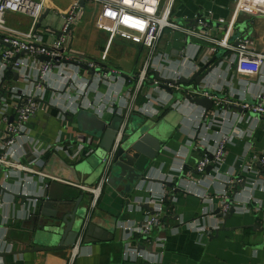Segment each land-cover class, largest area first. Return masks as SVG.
Here are the masks:
<instances>
[{"label": "crops", "instance_id": "0c3cea01", "mask_svg": "<svg viewBox=\"0 0 264 264\" xmlns=\"http://www.w3.org/2000/svg\"><path fill=\"white\" fill-rule=\"evenodd\" d=\"M73 1L46 0L45 12L47 14L45 13L41 21L42 25L59 29L62 26L63 14ZM250 2L255 7L264 6V0H250ZM85 6L92 8L93 12L88 16L85 10L72 27L71 40L67 46L69 53L73 56H86L99 63H106L113 70H119L123 74L136 73L149 58V50L121 38L110 41L109 34L96 26L98 12L95 4L87 1ZM236 6L237 0H176L172 10V20L190 28L197 26V22L189 25L187 19L197 20L198 17L205 16L208 26H203V30L210 36L218 40L226 38L232 46H237L241 38H249L252 42L251 48L264 53V13L258 15L246 11L237 13ZM6 18L8 25L15 29L28 31L31 26V19L24 14L9 12ZM240 25L243 29L238 32L235 27ZM76 30L78 34H75ZM187 38L189 41L186 40ZM2 47L5 45L0 43V48ZM212 47L217 46L209 40L188 37L183 31L166 30L155 56L159 59L161 56L163 63L166 64L159 67L161 74L172 76L170 68L175 70L176 67H184L187 72L193 73L191 68L194 63L201 66L203 60H208L218 54L223 61L207 79V84H210L213 90L225 95L224 99L249 105L264 104V64L258 73L241 72L235 49L218 46L216 50H213ZM103 55H106L105 59L102 58ZM72 65L75 71L79 70L74 64ZM10 78L12 82L13 79L15 80L14 75L10 74ZM67 80V77L64 79L58 75L56 86L62 87ZM87 80L86 77L81 78L79 80L81 90L71 92V99L74 102L75 98L79 99L78 93L84 92ZM13 83L23 88L30 86V83L22 78ZM124 83L123 77L120 76L119 79L113 77L112 91H110L109 84H104L102 88L95 84L87 94L84 105L91 108V111L103 115V119L110 120L113 116V110L109 108L111 101L116 99ZM64 87L65 85L62 89ZM76 94L77 97H75ZM148 94L154 97L160 96L164 101L173 100V96L164 90L154 91L144 87L137 100V107L145 112L150 110ZM67 96L63 93L59 94L58 91L48 90L44 102L47 106L39 110L29 123L32 138L26 144L22 162L31 164L34 159H38L36 156H39L40 151H50L37 161L38 164L33 165L36 169L86 186H93L99 178L75 171V166L80 162L74 163L68 157L70 141H75L78 134L85 133L76 120H69L71 116L76 115V111L65 116L56 105L48 104L51 100L64 102ZM179 100H181L179 103L185 106L188 117L179 110L170 111L163 106H158L162 114L150 115L151 118L136 112L145 120L150 118L156 123L163 122L158 132L165 142V147L152 164L151 176L157 180L170 181L173 174L179 173L177 168L186 165L185 176L190 179V181L181 180V174L174 176V182L181 183L182 191L175 194L174 205L166 212L167 217L163 219V224L153 230L155 237L164 240L163 246L159 245L154 248L153 255L159 259L158 262H151L147 258L130 262L125 258L124 251L127 235L125 227L131 224H141L144 221L148 209L143 208V205L152 200L150 192L158 197L166 191L172 192L171 188H167L161 182H141L136 192L131 195L122 193L123 185L116 190L109 184H105L96 207L93 209H91L93 195L90 191L58 180H43L38 174L18 171L8 178L4 174L0 175V183L9 191L18 192L22 188V179L29 180L30 182L24 185V194L45 196L55 202L66 200L73 206V201L78 200V210L82 213H91L90 223L96 225L98 233L99 230H106L105 237H108V240L83 242L74 264H264V173L258 166L264 155V118H258L244 108L239 110L233 107L237 103H232L222 113L221 118L212 119L211 116L207 120L208 125L202 129L201 135L208 140H215L223 134H229L231 138L227 144L225 161L220 170L210 171L213 182L210 180L212 183L201 187L210 191L208 193L228 189L230 199L236 204L237 210L225 220L224 217L212 216L215 211L211 210L214 208L216 210L218 200H216V205L209 204L190 192V189H196V184H193L198 180V174L195 171L196 162L204 152L196 148L190 160L186 162L185 159L199 125L194 115L198 114L202 117L204 109L190 104L185 99L180 98ZM92 101L94 104H91ZM114 108H117L116 103ZM191 112H193L192 118L189 117ZM98 139L101 141V138ZM149 145L152 146V144ZM180 150L182 152L184 150V155L179 152ZM209 150L211 151L212 148L209 147ZM95 151H101L100 144ZM52 158H57V160L51 164ZM42 162H45L44 166L39 167ZM248 165L252 167L251 173L246 171L249 168L246 167ZM25 176L29 177L25 178ZM237 176L243 177L245 181L238 185L240 192L234 194L235 186H228V180ZM250 194L256 199L251 203L247 201ZM0 201V246H3L5 240L13 244L12 251H22L33 247L29 238L32 223L29 221L31 216L38 212L41 202L36 199H15L1 188ZM258 206L261 208L257 209ZM193 220L200 225L205 221V224H220L221 227L211 234H200L190 228V221ZM219 220L220 223H218ZM10 252L6 256L7 264H67L71 255L70 248L23 254ZM143 252L153 253L148 250ZM2 258L4 259L3 256ZM6 263L4 259V264Z\"/></svg>", "mask_w": 264, "mask_h": 264}, {"label": "built area", "instance_id": "2783aa9c", "mask_svg": "<svg viewBox=\"0 0 264 264\" xmlns=\"http://www.w3.org/2000/svg\"><path fill=\"white\" fill-rule=\"evenodd\" d=\"M87 1L95 4L98 12L96 26L109 34L110 41H113L115 38H121L122 40L139 44L149 50V58L136 73L129 75L128 79L124 78L125 83L123 88L119 90L115 97L116 99L111 101L109 108H112V110L115 109L114 104L120 102L118 112L122 116V122L117 131L112 151L103 159V162L107 163V168H109L117 149L124 139L132 115L136 114V112L147 117H150V115H158L160 113L159 107H165L170 101V99L164 101L160 96H156V98L152 96L151 93L148 94L149 112H145L137 107V100L144 87L154 91L162 90L159 87L160 81L157 80L153 74H150V70L154 68L160 71L159 67L166 65L163 63L161 56L160 59L155 56L159 43L166 30L183 31L188 37L209 40L217 47L221 46L227 49H235L238 56L237 63L241 72L249 74L258 73L261 70V66L264 64V53L252 49V42L249 38H241L237 46H232L226 38L218 40L210 36L209 33L201 28L203 26H208L207 17L205 18V16L198 17L197 26L190 28L174 22L172 20V10L176 0H85V3ZM46 8V0H0V43L5 45V47L0 48V74L2 75L0 79V84L2 83L0 85V175L5 174L6 178H8L18 171H26L28 173L40 175L43 180H58L70 185H76L92 193L93 199L91 209H93L96 207L105 184H107L109 176L107 169L95 185L86 186L67 178L50 175L33 166L38 164L37 161L50 151H40L39 156H36L38 159H34L31 164H24L22 162L26 144L30 142L32 138V129L29 123L39 110L47 106L44 102L48 90H53L54 92L58 91L59 94H61V90L65 88L62 89V87L72 79L75 80L78 89L81 90L79 80L86 76L81 74L80 70L75 71L72 68V63H68L67 61L85 63L90 67L97 66L99 63L86 56H73L69 53L67 47L71 40L72 27L86 10V6L82 5V0H74L65 11L63 14L62 26L59 29L42 25L41 17L45 13ZM241 11L252 14L256 13L258 15L264 13V6L260 5L255 7L249 0H237L236 12L239 13ZM9 12L28 16L31 19L29 30L23 31L10 27L6 18ZM210 16H212L211 12ZM186 40L189 41V38ZM217 47H212V49L216 50ZM23 51H27L26 54L14 60L15 56ZM40 56H48L49 59L41 61L39 59ZM102 58L105 59L106 55H103ZM197 66L199 65L194 63L193 67L197 68ZM9 68H11V70H9ZM170 69L174 78H180L181 76L190 77L193 74L190 71L187 72L184 67H176L175 70L173 68ZM112 71L120 73L119 70ZM14 72L18 73V80L22 78L29 82L30 86L23 88L13 83L18 81L14 79L13 82L11 81L12 78H10V74L13 76ZM58 75L64 79L66 77L68 78L62 87H59V85L56 86ZM3 78H5L4 81H2ZM125 86H128V88L124 91ZM171 87L174 90L179 88L178 86L172 85ZM66 93H70V91ZM66 93H63V95L67 96ZM81 93L82 92H80V94ZM120 94L122 95L120 96ZM68 96L66 99L64 98V102L59 100L55 102L51 100L48 104L52 106L56 105L61 111L72 113L75 111V106H73L72 100L68 98ZM78 97L80 98V95ZM212 98L215 100V106L210 115L212 119L217 117L221 118L223 115L222 113L226 110L223 108L224 105L232 103H237L236 105L246 110L264 116V104L262 103L258 105H249L248 103L234 102L227 98ZM172 108L181 111L186 116L188 115V113L185 112V106H182L179 101L173 103ZM192 113L193 112L189 113V117L191 118ZM195 113L196 112H194V114ZM194 117L197 120V124H199L197 127L198 129L202 123L203 115L199 117L198 114H195ZM207 123L208 121L204 123L203 128L208 125ZM201 133L199 135L197 149L204 153L196 162L195 170L198 174V180L193 182V184H196V189H190V192L198 195L209 204L216 205V200H218V207H220L221 213L225 216L230 212L232 206H236L233 201H230L228 189L217 191V193H208L210 191L204 190L201 187L207 183L213 182V177L210 175L212 171L206 174L207 167L212 165V170H220V167L225 161L227 144L231 138L229 134H223L215 140H208L206 137H203ZM70 143L71 147L68 148L69 160L77 163L92 155L100 144V140L93 135L80 133L77 135L75 141H70ZM209 147L212 148L211 151ZM203 148L205 150H203ZM179 152L183 153V155L185 153L184 150L183 152L181 150ZM260 163L262 167H264V155L261 157ZM44 164L45 162H42L39 167H43ZM246 167H249L246 171L251 173L252 167L249 165ZM177 170L179 173L176 175L181 174V180L190 181V179L185 176L186 169L183 165L178 167ZM176 175L173 174L170 181H174V176ZM148 176H151V174ZM26 177L29 176H25V178ZM30 178L32 177L30 176ZM22 180L24 185L26 182H30L25 179ZM210 180H212V182ZM228 181L230 186H233L242 184L245 180L243 177L237 176ZM256 184L258 185L259 183ZM171 189L173 192V188ZM172 192L166 191L160 197L154 196L153 192H151L152 200L149 203L151 207L154 206L153 211L147 210L141 225L131 224L125 227L127 235L124 256L128 261L135 262L146 258L151 262L159 261V259L153 255L155 252L145 254L143 252L144 249H139V245L145 246L153 243L154 248L159 245H164V240L155 237L153 235V230L163 224V219L166 216L164 203L165 200L171 196L170 193ZM251 195L252 194L248 196L249 198L247 197V201L250 203L256 200L253 195ZM236 207L235 209L237 210ZM260 208L261 206H258L257 209ZM211 211H215V208ZM87 213L81 234L75 245L70 248L71 255L67 264H74L80 252V246L83 243L86 227L90 223L91 213ZM212 216L216 217L217 215L214 213ZM220 222L219 220L218 223ZM205 223L206 222L203 221L202 225H200L196 220H193L190 221V228L200 234H211L215 229L221 227L220 224L208 225ZM4 242L3 246H0V253L12 251L11 248L13 244H9L5 240ZM0 264H4L2 256H0Z\"/></svg>", "mask_w": 264, "mask_h": 264}, {"label": "water", "instance_id": "95a60500", "mask_svg": "<svg viewBox=\"0 0 264 264\" xmlns=\"http://www.w3.org/2000/svg\"><path fill=\"white\" fill-rule=\"evenodd\" d=\"M82 5H85V0H82ZM45 13L47 14V12ZM45 13L42 15L41 21L46 15ZM186 21L189 23V25L194 24L195 21L197 22L196 19H187ZM235 28H237L238 32L243 29L242 25ZM26 52L27 51L21 52L15 56L14 60H16L19 56L26 54ZM39 59L43 61L48 60L49 57L40 56ZM222 61L223 59L220 58L218 54H215L207 61H204L201 66H197V68L192 67L191 70H194V72L190 77L181 76L180 78H174L173 76L162 75L158 69L153 68L150 70V74H153L155 78L160 81L159 87L173 96V100L171 99L164 108L170 109V104H173L176 101H181L179 100L181 98L189 101L192 105L195 104L196 106L204 109L202 123L197 129L192 144L189 146V154L185 159L186 162L190 160L192 152L198 147L199 135L202 132L203 125L210 117L211 112L214 109L215 100L212 97L225 98V95L213 90L212 86L207 84V79L212 75V73L217 69L218 65ZM67 62L74 64V66L80 70L81 74L85 75L88 79L86 87L84 88V92L81 94L78 93L80 98L75 102L71 99V92L73 93L78 89L74 79L68 82L65 85V88L61 90L62 93L70 91L68 98L72 100L73 106H75L76 115L71 116L69 120H76L83 132L90 133L94 137L101 138V151H95L88 158L77 164L75 166V171L82 172L87 175H93V177L98 179L107 169L109 173L107 184L114 187L116 190H118L120 185H123L122 193L125 195H131L132 193L136 192V189L141 182L148 183L159 181L167 188H173L175 185L173 188V193L165 200L164 203L167 212L169 208L173 207L172 205H174L173 202L175 199V194L182 191L180 183L176 184L178 181H164L162 179L157 180L152 176H148L151 174L150 172L152 164L154 161H156L157 157L162 152V149L165 147V142L162 140L161 134L158 132L163 122L156 123L155 121H148L151 119L145 120V118L135 120V114L132 115L124 139L117 149L109 168H107V163L103 162V159L107 157V155L112 151L117 131L122 122V116L118 112L120 102H116L117 108L113 110L112 118L110 120H106L102 118L103 115H99L97 112L91 111V108H87L84 105V100L95 84H97V86L100 88H102L104 84H109L111 87L110 91H112L111 83L113 77L119 79V76H121L125 79H128L129 75L123 74L122 72H113V69L106 63L100 62L97 66L90 67L88 64L77 61ZM9 70H11V68H9ZM14 77L15 80H18V73L14 72ZM4 80L5 78L2 79V81ZM171 85L178 86L179 88L174 90ZM127 88L128 86H125L124 91L127 90ZM122 94H120V96ZM75 97H77V94ZM76 99L77 98H75V100ZM91 104H94V101H92ZM228 106L229 105H224L223 108L227 109ZM233 107H236L239 110L242 109V107L236 105ZM62 112L65 116H69L68 112ZM160 114L162 113L160 112L158 115ZM252 114L258 118H264V116L261 114L254 112H252ZM149 144H152V146ZM203 150L205 149L203 148ZM258 166L262 168L264 173V167H262L260 162L258 163ZM184 167L186 168V165ZM212 167V165L207 167L208 173H210ZM181 177L182 175H180V179ZM228 186H230V184H228ZM234 186V194H237L240 192V190L238 185ZM243 186H245V184ZM0 188L5 193L11 194L15 199H36L41 202L38 212L31 216L29 221L32 223L29 238L34 246L22 251H12L10 253L23 254L26 252L37 251H59L66 250L75 245L84 227V219L86 218L87 214V212L82 213L78 210V200L73 201V206L71 202L66 200L55 202L50 198H46L45 196L41 195H26L23 192V183L22 188H20L18 192L9 191L1 183ZM150 195H152L151 192ZM230 201L232 200L230 199ZM143 208L153 211V208L150 206L149 202L144 204ZM235 212L236 209L234 206H232L230 212L225 216H223L221 213L220 207H217L214 213L218 217H224L225 220H227ZM95 227L96 225L91 223H89V225L86 227L83 239L84 243L108 240V237H105V232L107 233V231L102 230V232L99 230V234L98 229ZM139 249L148 250L149 252L153 253L155 252L153 243L148 247L139 245ZM8 254L9 252L0 253V256L4 257L5 263L7 261L6 256Z\"/></svg>", "mask_w": 264, "mask_h": 264}, {"label": "rangeland", "instance_id": "374dc122", "mask_svg": "<svg viewBox=\"0 0 264 264\" xmlns=\"http://www.w3.org/2000/svg\"><path fill=\"white\" fill-rule=\"evenodd\" d=\"M93 12V9L92 8H90V7H87L86 8V15H88V16H90L91 15V13ZM25 18H27V17H25ZM28 19V18H27ZM83 19H84V17H83ZM82 19V20H83ZM30 21V20H29ZM28 22V21H27ZM75 34H78V32H77V30H76V32H75ZM170 111H176V109H174V108H172V103L170 104ZM134 118H135V120H140V119H142V116H140V115H138V114H135L134 115ZM148 119H150V118H148ZM148 121H152V120H148ZM53 160L51 161V164H52V162L54 161V160H57V158H52Z\"/></svg>", "mask_w": 264, "mask_h": 264}, {"label": "bare ground", "instance_id": "6f19581e", "mask_svg": "<svg viewBox=\"0 0 264 264\" xmlns=\"http://www.w3.org/2000/svg\"><path fill=\"white\" fill-rule=\"evenodd\" d=\"M250 1V0H249Z\"/></svg>", "mask_w": 264, "mask_h": 264}]
</instances>
